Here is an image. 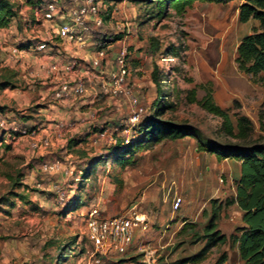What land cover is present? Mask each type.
Segmentation results:
<instances>
[{"label": "rangeland", "instance_id": "rangeland-1", "mask_svg": "<svg viewBox=\"0 0 264 264\" xmlns=\"http://www.w3.org/2000/svg\"><path fill=\"white\" fill-rule=\"evenodd\" d=\"M98 1L103 25L93 32V40L105 52L100 68L110 70L114 57L124 50L128 74L123 84L137 105L132 109L124 96L112 99L96 89L95 110H81L90 115L81 129L73 130L72 125L56 129L58 121L46 119L56 112L75 110H53L61 105L52 98L53 89L48 93L41 89L39 59L29 54L8 56L10 46L31 39L23 23L31 16L30 9L20 4L22 14L12 19L9 30L0 31V82L9 77L16 86L0 89V121L5 122L0 127V137L5 133L0 143V262L6 255L7 264H175L204 246L205 241L197 236L203 233L212 205H220L216 222L225 242L212 247L203 260L184 264H218L222 253L226 255L222 264H243L230 238L239 233L235 229L242 225V212L235 203L226 204L235 195L238 161L198 151L195 137L162 140L136 152L124 165L113 160L112 149L118 141L129 142L137 135L136 125L152 116L157 95L150 73L155 65L165 77L164 91L172 103L161 120L191 126L204 142L241 144L220 131L219 117L189 101L191 89L196 100L210 91L234 125L239 114L249 118V142L264 136V83L240 72L235 62L238 43L259 29V22L238 20V0L194 2L181 16L169 10L166 17L149 20L144 6L134 0ZM117 34L122 39L112 41ZM152 40L158 42V49ZM66 46L73 49L70 57L81 62L94 53L91 47L82 59L80 49ZM170 46L176 48L177 56L165 52ZM134 109L140 116L130 126ZM49 123L52 129L43 133ZM31 128L36 131L35 140L48 135L50 145L33 148L34 140L22 133ZM109 135L115 143L109 142ZM69 139L79 143L70 149ZM91 159L99 163L93 174L82 179ZM54 164L53 169H44ZM18 173L23 174V186L12 188L8 176L15 178ZM75 197L86 205L69 210L67 204ZM176 198L181 202L174 209ZM94 209L99 218L135 210L146 216L148 227L135 232L124 252L96 253L87 227ZM184 223L192 226L183 228Z\"/></svg>", "mask_w": 264, "mask_h": 264}, {"label": "trees", "instance_id": "trees-1", "mask_svg": "<svg viewBox=\"0 0 264 264\" xmlns=\"http://www.w3.org/2000/svg\"><path fill=\"white\" fill-rule=\"evenodd\" d=\"M234 0H134L144 6L147 13V20L161 19L167 16L172 10L176 15H183L187 8L194 2H207L225 4ZM238 20L242 23L253 18L259 22V29L243 36L236 48L235 62L240 72L257 77L260 83H264V0H238ZM27 4L35 5V2L26 0ZM19 5L12 0H0V29L9 26L12 19L19 18ZM107 17H104L106 19ZM101 27L91 29L90 39L93 40V32ZM121 34L113 36L112 41L122 39ZM95 44V43H94ZM155 50L158 49V42L152 40ZM177 56V50L170 46L165 51ZM150 78L156 91L154 102L155 110L152 116L142 120L136 125L137 135L129 142L118 141L112 149L113 160L120 165L130 163L132 156L144 149H150L162 140H178L184 137L197 138V150L214 154L217 159H232L239 162V176L235 184V195L226 204L235 203L241 210L242 225L236 227L239 232L237 236L230 235V238L237 244V251L243 264H264V136H260L257 141L249 142L252 132L251 121L245 115H237L235 125L229 113L221 108L213 100L210 91L200 99H195V90L189 91V101L196 102L203 110L220 118V131L231 138L242 141L241 144L218 145L214 142H204L197 137L191 126L186 124H175L169 120H161L159 117L164 113V109L172 107V103L164 91V75L156 65L152 68ZM9 77L0 82V89L15 88ZM3 107L0 106V113ZM261 121V118H260ZM34 128V127H32ZM29 129V130H32ZM5 133L0 137L2 143ZM79 143L76 139H69L67 147L73 148ZM5 148H9L5 145ZM99 162L91 159L81 174L82 179H87L93 174ZM12 188L22 187V173L12 178ZM14 197L24 199L25 194L10 192ZM214 204V201H212ZM86 205L79 197L73 198L67 204L69 210H77ZM221 206L212 205L210 217L203 228L201 236L197 239L205 241L204 246L192 256L180 259L175 264L187 262L197 263L205 258L206 253L219 243L226 240L224 234L217 229ZM191 227L189 223H184L183 228ZM226 260L225 253L218 258V264Z\"/></svg>", "mask_w": 264, "mask_h": 264}, {"label": "built area", "instance_id": "built-area-1", "mask_svg": "<svg viewBox=\"0 0 264 264\" xmlns=\"http://www.w3.org/2000/svg\"><path fill=\"white\" fill-rule=\"evenodd\" d=\"M12 1L15 2V0ZM16 1L19 5L26 3V0ZM99 3L98 0H41V2L31 5L29 8L31 16L26 17L23 23L35 36L38 34L36 26L42 20L52 21L56 29L53 35L61 39L62 42L73 44L80 50L89 47L94 49L93 56H89L84 62L76 58L62 56L58 61L51 62L46 66L41 65V68L48 75L58 79L51 93L53 99L65 100L82 96L86 91L87 74L88 76L93 74L99 81L100 94L107 95L112 99L122 95L133 109L137 105L136 97L123 84L128 74L124 50L114 57L111 69L105 70L100 68L105 57L104 50L98 49L93 43L90 44L91 29L103 25V19L99 13ZM31 40L26 47L11 46L9 48L10 58H20L28 51L45 50L47 48L45 39L35 36ZM80 70L85 73L81 74ZM134 110L128 120L130 126H133L140 116L138 109ZM4 124V120H1L0 127ZM69 125L63 121H58L55 128L61 129ZM22 133L28 134L34 140L30 143L33 148H45L51 143L48 135L35 140V130H24ZM108 140L110 143H115L113 135H109ZM56 166L57 164L45 165L44 169L51 170ZM180 202L181 199L176 198L173 202V208L177 209ZM87 222L89 238L97 251L96 253L102 254H106L108 251L124 252L132 243L135 232L138 230L145 231L148 227L146 216L135 210L107 218H99L94 209L90 212Z\"/></svg>", "mask_w": 264, "mask_h": 264}, {"label": "crops", "instance_id": "crops-1", "mask_svg": "<svg viewBox=\"0 0 264 264\" xmlns=\"http://www.w3.org/2000/svg\"><path fill=\"white\" fill-rule=\"evenodd\" d=\"M33 1L37 2L39 0H33ZM23 4L25 8L29 9L31 7V5L27 4V2ZM20 9L21 6L19 5V10ZM20 13L22 14L21 10ZM10 25L11 22L8 27L0 29V31L2 30L3 33L4 31L9 30L11 28ZM36 27H37L36 31H38V34H36L35 36H38L41 39H45L47 42H49V44H47V48L45 50L28 51L24 55L29 54L39 59L37 62V66H38L37 69L42 70V71L39 70L40 72L39 75L42 77V79H44L42 82L44 86L41 87V89H45L44 93H48V91L52 90L56 86L58 79L54 76L48 75L45 72V70L41 68V65L46 66L51 62L58 61L62 56H65L66 58H71L70 56L74 55V52H72L73 51L72 48L69 49L66 48L67 47L66 45L68 44H65L64 42L61 41V39L53 35V32H55L56 29H55V24H53L52 21L42 20L41 23L38 24ZM28 31L31 33L30 34L31 39L35 37L34 34L29 29ZM31 39L29 41L20 42L19 43L20 47L28 46L27 44L32 41ZM89 40H90V44L95 43L94 40L92 39ZM90 48L91 47H89L88 49ZM88 49L78 50V52L81 54L80 58L84 59L89 55ZM8 51L10 52V50ZM8 56L10 58V55ZM80 73L83 74L85 72H83V70H80ZM87 77H88V82H86V91L83 96H79L71 99H65V100H58L57 103L61 105V107L52 106L53 110H75L74 113L70 111L56 112L55 114H53L52 118H46V119H49V121L61 120L65 123L75 126L73 130L84 128L88 124V121L85 120H87L90 115H88L85 112H82L81 110H95L94 108H92V104H94V102L97 100L98 97L96 96L95 90L96 89L100 90V88H99V81L97 80V78H95L93 74H89V76L87 74ZM38 110H43V109H38ZM46 129H49L50 131V129H52V124L51 123L47 124V127L43 129V133L46 132ZM3 261L4 263L7 264L6 255L4 256V258L0 263L2 264Z\"/></svg>", "mask_w": 264, "mask_h": 264}]
</instances>
